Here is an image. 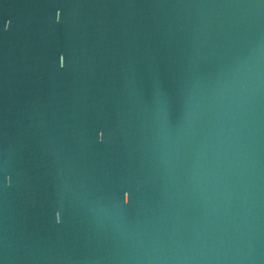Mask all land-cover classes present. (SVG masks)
I'll list each match as a JSON object with an SVG mask.
<instances>
[{
	"label": "water",
	"instance_id": "1",
	"mask_svg": "<svg viewBox=\"0 0 264 264\" xmlns=\"http://www.w3.org/2000/svg\"><path fill=\"white\" fill-rule=\"evenodd\" d=\"M58 4L0 0V261L264 264V4Z\"/></svg>",
	"mask_w": 264,
	"mask_h": 264
},
{
	"label": "snow or ice",
	"instance_id": "2",
	"mask_svg": "<svg viewBox=\"0 0 264 264\" xmlns=\"http://www.w3.org/2000/svg\"><path fill=\"white\" fill-rule=\"evenodd\" d=\"M261 4H264V0H260ZM52 6L56 7L55 12V22L60 23L63 19V8L59 6L58 0H51ZM12 25L11 19L4 20L2 22V27H0V31H7ZM67 64V59L65 54L59 55V67L64 68ZM106 133L104 130L98 132V140L102 143L105 140ZM113 198L116 201V204L120 208H128L133 204V201L137 198L136 191L128 186H120L115 189L113 192ZM57 214V213H56ZM56 219V217H55ZM57 222V219H56ZM62 222V214L59 212V222ZM0 264H3L0 261Z\"/></svg>",
	"mask_w": 264,
	"mask_h": 264
},
{
	"label": "clouds",
	"instance_id": "3",
	"mask_svg": "<svg viewBox=\"0 0 264 264\" xmlns=\"http://www.w3.org/2000/svg\"><path fill=\"white\" fill-rule=\"evenodd\" d=\"M6 183L9 186L12 184V177L11 176L6 177ZM56 219H57V222H59V212H57V214H56Z\"/></svg>",
	"mask_w": 264,
	"mask_h": 264
}]
</instances>
